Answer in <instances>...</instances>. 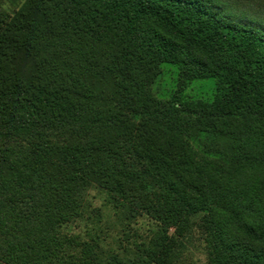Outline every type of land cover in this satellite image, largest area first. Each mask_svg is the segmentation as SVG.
<instances>
[{
  "label": "trees",
  "instance_id": "trees-1",
  "mask_svg": "<svg viewBox=\"0 0 264 264\" xmlns=\"http://www.w3.org/2000/svg\"><path fill=\"white\" fill-rule=\"evenodd\" d=\"M8 1L0 264H175L170 227L181 235L200 215L213 264H264V0ZM234 10L250 20L223 14ZM162 62L179 68L166 106L150 88ZM210 77L212 101L185 97L187 81ZM180 110L216 132L241 126L232 182L223 179L237 169L191 170L182 138L168 132L182 130ZM144 215L154 226L141 237L131 228ZM77 219L85 236L63 229Z\"/></svg>",
  "mask_w": 264,
  "mask_h": 264
},
{
  "label": "rangeland",
  "instance_id": "rangeland-1",
  "mask_svg": "<svg viewBox=\"0 0 264 264\" xmlns=\"http://www.w3.org/2000/svg\"><path fill=\"white\" fill-rule=\"evenodd\" d=\"M1 4L5 10L13 11L14 9V4L8 0H2ZM223 14L240 22L250 20L242 16L239 10ZM257 25L263 27L262 23H257ZM178 87V66L175 63L162 62L160 64V72L153 78L150 84L152 95L160 102L161 106H166ZM217 90L218 79L215 77L194 78L183 85L185 97L193 101L210 102L214 99ZM178 118L182 130L168 132L174 137H178V134L182 138V144L188 153V160L192 163L191 170L194 169L193 162H197L203 167L220 164V166L225 168L237 169L234 173L233 171L229 173L228 177L230 179L222 178L225 182H232L234 180L233 175H237L239 170V165L233 162L232 150L229 148L230 144L235 142L234 133L237 132L236 120H233L236 124L232 121H227L223 126L221 125L220 130L222 131L216 132L211 126L208 127L207 124L201 123L202 126H199L196 115L187 110H180ZM186 125L189 126L186 127ZM208 160L210 161L209 163ZM90 198L95 206H101L105 213H111L110 206L105 202L104 193L98 189H92L90 191ZM203 218L202 215L197 216L181 235L176 233L174 227H170V233L175 234V238L177 239L178 254L175 264H213L212 257L214 250L212 244L207 239V231L204 227ZM87 224L88 222H85V220L77 219L65 223L63 229L67 232L80 233L82 236H85ZM153 226L154 222L147 215H144L132 224L131 232L137 231L141 237L146 236ZM111 232L115 234L117 231L113 229Z\"/></svg>",
  "mask_w": 264,
  "mask_h": 264
}]
</instances>
